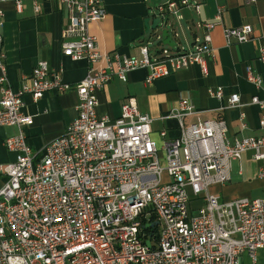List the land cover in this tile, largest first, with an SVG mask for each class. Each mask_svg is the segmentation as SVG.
Wrapping results in <instances>:
<instances>
[{
	"label": "built area",
	"instance_id": "built-area-1",
	"mask_svg": "<svg viewBox=\"0 0 264 264\" xmlns=\"http://www.w3.org/2000/svg\"><path fill=\"white\" fill-rule=\"evenodd\" d=\"M0 1H12L18 10L23 0ZM55 1L67 12L62 54L88 63L79 81H64L40 60L13 90L0 20V126L17 129L4 140L15 158L0 165L5 176L0 187V264H238L242 253L248 264H264V255L261 263L257 259V251L264 250V185L256 198L220 201L209 191V186L230 179L231 161L246 151L261 162L257 177L264 180V136L231 142L221 119L184 125L183 118L196 112L187 98L169 113L178 120L179 135L168 139L161 131L159 145L151 137L152 118L138 110L133 98L121 104L116 117L96 113V92L113 77L125 82L135 69H146L147 85L192 65L207 74L211 31L222 9L215 20L201 23L202 37L190 47H164L159 57H150L142 45L138 55L128 56L101 51L89 32V24L105 16L100 0ZM188 6L199 10L196 1L169 0L158 6L157 17L166 20ZM222 32L227 45L253 36L249 24ZM257 50L264 66V42ZM246 79L264 91L259 76L247 70ZM70 90L78 99L75 118L60 135L32 151L24 127L32 125L34 115L22 111L24 96L36 102L48 91ZM209 94L219 100L224 96L220 87ZM251 102L264 106L256 96ZM239 105L237 93L227 96V107ZM260 123L264 128V111ZM191 199L203 202L195 214Z\"/></svg>",
	"mask_w": 264,
	"mask_h": 264
},
{
	"label": "crops",
	"instance_id": "crops-1",
	"mask_svg": "<svg viewBox=\"0 0 264 264\" xmlns=\"http://www.w3.org/2000/svg\"><path fill=\"white\" fill-rule=\"evenodd\" d=\"M105 16L89 24V32L95 37L99 49L120 55H138L139 46H146L150 57H159L164 47H190L195 39L203 34L201 23L215 20L217 9L220 17L211 31L212 56L207 57V74L197 65L178 69L167 76L144 83L146 69L129 72L125 82L113 77L96 92V113L116 117L120 106L127 98H133L138 110L152 118L151 137L161 143L160 132L165 138L179 135L178 120L169 116L181 98H187L194 114L183 118L184 125L196 120L221 119L227 127L226 135L231 142L244 137L264 136L260 119L264 111L251 99L256 96L264 101V91L246 79V72L260 77L264 84V66L258 60V44L264 42V0L246 3L244 0H189L199 4L198 12L193 7H180L175 14L168 16L158 35L156 30H148L144 25L151 24L157 17V8L169 0H100ZM39 6L36 12L32 0H23L17 10L12 1H0L3 26L1 28L5 51L6 73L10 87L17 90L31 69L40 60L48 63L51 70L59 72L64 81L76 82L82 79L88 68L85 60L73 61L64 56L61 50L62 30L67 22V12L55 0H35ZM249 24L253 29L251 40L229 45L223 37L224 27H237ZM174 27L169 32L172 46L163 44L161 29ZM158 31V30H157ZM176 35V36H175ZM220 87L223 98L216 99L209 94L210 89ZM239 95L238 107L229 108L227 96ZM22 111L34 115L33 123L24 127L26 142L37 152L46 143L60 135L77 114V95L73 90L56 93L48 91L36 102L25 95ZM240 114L243 115L240 118ZM17 133L16 127L0 126V165L12 162L15 154L9 151L4 140ZM260 161L246 151L239 160L231 161L230 179L224 184L209 186V191L220 201L237 197L256 198L262 196L264 180L257 177ZM5 176L0 172V187ZM197 209L202 206L201 199ZM191 209V207H190ZM196 209V210H197ZM197 212V211H196ZM264 250L257 251L258 262L263 261ZM245 253L238 257V264H248Z\"/></svg>",
	"mask_w": 264,
	"mask_h": 264
},
{
	"label": "water",
	"instance_id": "water-1",
	"mask_svg": "<svg viewBox=\"0 0 264 264\" xmlns=\"http://www.w3.org/2000/svg\"><path fill=\"white\" fill-rule=\"evenodd\" d=\"M151 1L154 2V3H158L159 2V0H151ZM147 20L144 21L146 32H148V30H150V29L154 30V31L156 30V34L155 35H158L157 32H159V29L162 27V25H166V23L168 21V18L166 20H161L160 18L155 17L152 20L151 24H148ZM172 30H174V27L161 29V31H160L161 32V36L164 37L163 44H167L169 46H172V43L170 42V37H169V32H172Z\"/></svg>",
	"mask_w": 264,
	"mask_h": 264
},
{
	"label": "rangeland",
	"instance_id": "rangeland-1",
	"mask_svg": "<svg viewBox=\"0 0 264 264\" xmlns=\"http://www.w3.org/2000/svg\"><path fill=\"white\" fill-rule=\"evenodd\" d=\"M233 161V160H232ZM198 204H199V202H197V201H195V200H190V202H189V207H191V213L192 214H195L196 213V209H197V207H198Z\"/></svg>",
	"mask_w": 264,
	"mask_h": 264
},
{
	"label": "trees",
	"instance_id": "trees-1",
	"mask_svg": "<svg viewBox=\"0 0 264 264\" xmlns=\"http://www.w3.org/2000/svg\"><path fill=\"white\" fill-rule=\"evenodd\" d=\"M151 232H154L155 233V230L154 231H151Z\"/></svg>",
	"mask_w": 264,
	"mask_h": 264
}]
</instances>
